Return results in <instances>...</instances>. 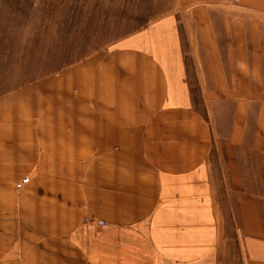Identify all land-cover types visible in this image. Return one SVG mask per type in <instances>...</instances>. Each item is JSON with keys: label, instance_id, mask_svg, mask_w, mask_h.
<instances>
[{"label": "crops", "instance_id": "obj_1", "mask_svg": "<svg viewBox=\"0 0 264 264\" xmlns=\"http://www.w3.org/2000/svg\"><path fill=\"white\" fill-rule=\"evenodd\" d=\"M174 2L0 91V264H264V0Z\"/></svg>", "mask_w": 264, "mask_h": 264}, {"label": "rangeland", "instance_id": "obj_2", "mask_svg": "<svg viewBox=\"0 0 264 264\" xmlns=\"http://www.w3.org/2000/svg\"><path fill=\"white\" fill-rule=\"evenodd\" d=\"M198 8L174 0H0V91L107 49L161 15Z\"/></svg>", "mask_w": 264, "mask_h": 264}, {"label": "built area", "instance_id": "obj_3", "mask_svg": "<svg viewBox=\"0 0 264 264\" xmlns=\"http://www.w3.org/2000/svg\"><path fill=\"white\" fill-rule=\"evenodd\" d=\"M29 181V178L28 177H24L22 178L21 180H18L16 183H15V187L17 189L21 188L25 183H27ZM98 224L101 225V226H104L105 225V222L103 221H98Z\"/></svg>", "mask_w": 264, "mask_h": 264}]
</instances>
